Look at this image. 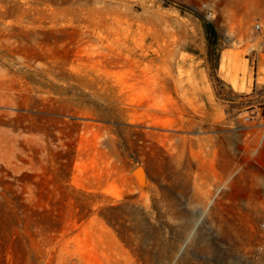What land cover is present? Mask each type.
Listing matches in <instances>:
<instances>
[{
	"label": "rangeland",
	"instance_id": "374dc122",
	"mask_svg": "<svg viewBox=\"0 0 264 264\" xmlns=\"http://www.w3.org/2000/svg\"><path fill=\"white\" fill-rule=\"evenodd\" d=\"M257 23L264 0H0V264H264Z\"/></svg>",
	"mask_w": 264,
	"mask_h": 264
},
{
	"label": "built area",
	"instance_id": "2783aa9c",
	"mask_svg": "<svg viewBox=\"0 0 264 264\" xmlns=\"http://www.w3.org/2000/svg\"><path fill=\"white\" fill-rule=\"evenodd\" d=\"M203 10H204V15L207 19H211L214 16V9L209 3H203L202 4ZM256 29L262 33L264 36V25L261 23H257L255 25ZM246 120H251V116L246 117ZM264 126V122L262 123Z\"/></svg>",
	"mask_w": 264,
	"mask_h": 264
},
{
	"label": "bare ground",
	"instance_id": "6f19581e",
	"mask_svg": "<svg viewBox=\"0 0 264 264\" xmlns=\"http://www.w3.org/2000/svg\"><path fill=\"white\" fill-rule=\"evenodd\" d=\"M78 263H79V258L78 257H70L69 258V264H78ZM124 264H135V263L131 259H126Z\"/></svg>",
	"mask_w": 264,
	"mask_h": 264
},
{
	"label": "crops",
	"instance_id": "0c3cea01",
	"mask_svg": "<svg viewBox=\"0 0 264 264\" xmlns=\"http://www.w3.org/2000/svg\"><path fill=\"white\" fill-rule=\"evenodd\" d=\"M260 35H262V33H259ZM263 65V61H261V64H258V66H257V69H258V77H264V72H262V70H261V66Z\"/></svg>",
	"mask_w": 264,
	"mask_h": 264
},
{
	"label": "trees",
	"instance_id": "16d2710c",
	"mask_svg": "<svg viewBox=\"0 0 264 264\" xmlns=\"http://www.w3.org/2000/svg\"><path fill=\"white\" fill-rule=\"evenodd\" d=\"M206 28H207L208 33H211L213 31V29L211 28V25L208 23L206 24Z\"/></svg>",
	"mask_w": 264,
	"mask_h": 264
},
{
	"label": "water",
	"instance_id": "95a60500",
	"mask_svg": "<svg viewBox=\"0 0 264 264\" xmlns=\"http://www.w3.org/2000/svg\"><path fill=\"white\" fill-rule=\"evenodd\" d=\"M142 166H137L134 170H138V169H141Z\"/></svg>",
	"mask_w": 264,
	"mask_h": 264
}]
</instances>
